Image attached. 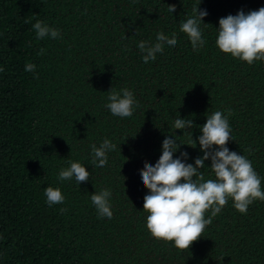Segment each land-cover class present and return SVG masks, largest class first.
<instances>
[{"label":"trees","instance_id":"trees-1","mask_svg":"<svg viewBox=\"0 0 264 264\" xmlns=\"http://www.w3.org/2000/svg\"><path fill=\"white\" fill-rule=\"evenodd\" d=\"M198 5L0 0V264H264V201L241 214L229 199L188 250L153 238L146 227L145 162L155 165L163 140L175 135L182 145L174 158L187 152L186 163L195 166L203 156L200 127L214 111H231L227 147L252 162L264 190V61L249 65L216 45L221 18L259 10L264 0H201L205 44L194 51L180 23ZM38 20L60 37L37 39ZM160 32H175L176 46L144 63L137 45L154 44ZM27 63L34 72L25 71ZM112 88L132 91L139 104L132 117L105 107ZM178 117L192 119L196 147L189 132L174 128ZM104 139L117 147L99 168L91 145ZM70 162L85 165L88 182L58 179ZM210 167L209 159L205 179L215 178ZM49 186L61 189L63 204L46 203ZM103 189L111 190V219L100 218L91 202Z\"/></svg>","mask_w":264,"mask_h":264},{"label":"clouds","instance_id":"clouds-1","mask_svg":"<svg viewBox=\"0 0 264 264\" xmlns=\"http://www.w3.org/2000/svg\"><path fill=\"white\" fill-rule=\"evenodd\" d=\"M201 0H199V5ZM194 7L192 16L180 23V31L187 35L193 50L202 48L205 40L200 25L207 16L206 10ZM168 11L174 13L175 5L168 6ZM206 25V24H204ZM37 39L60 37V32L43 21L33 25ZM218 49L231 54L249 65L255 61H264V7L245 14L243 10L235 16L228 15L219 20ZM177 35L171 36L160 32L156 42L140 41L139 48L144 63L155 61L158 53H163L165 45L175 47ZM44 49L39 54L43 55ZM36 66L32 63L25 65L26 72H34ZM3 71V68H0ZM109 103L105 107L113 116L130 118L134 109L139 107L132 91L127 88L117 91L112 88L108 92ZM232 113L228 110V116ZM228 116L221 111H214L207 115L206 123L200 127L201 135L197 138L202 157H197L194 165L186 163L187 152H181L178 158L174 154L179 151L180 144L175 135H168L162 143V154L155 165L145 162L140 171L143 186L149 194L144 197L143 211L148 213L146 227L151 236L157 240L174 242V247L180 250L189 249L198 241L205 228L212 223L228 204L229 199L233 207L241 214H246L249 206L255 200L264 201V190L261 188V178L254 170L252 162L244 155L230 151L227 144L231 138V127ZM176 130L189 132L190 143L196 147L190 131L193 127L192 119L174 120ZM117 145L108 139L97 147L91 145L93 160L96 167L103 168L108 163V153L115 151ZM193 147V148H195ZM211 160V171L214 179H205L202 169L205 161ZM91 173L80 162H70V166L59 171L60 181L75 178L77 184L88 182ZM46 203L49 206L63 204L65 197L59 187L51 186L44 189ZM111 190L103 189L91 195L100 218L111 219L113 212L110 204ZM63 213L67 209L61 208ZM211 215L206 217V213Z\"/></svg>","mask_w":264,"mask_h":264}]
</instances>
